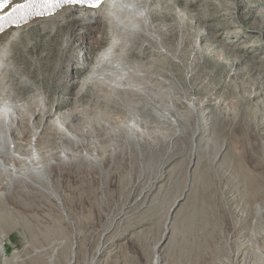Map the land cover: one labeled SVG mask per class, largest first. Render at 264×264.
<instances>
[{"label": "rangeland", "instance_id": "obj_1", "mask_svg": "<svg viewBox=\"0 0 264 264\" xmlns=\"http://www.w3.org/2000/svg\"><path fill=\"white\" fill-rule=\"evenodd\" d=\"M23 1L10 0L0 15ZM105 1L69 4L0 31V107L16 111L7 118L0 156V264L3 258L30 264L34 252L52 250L66 257L74 252L73 264H222L234 260L244 242L258 244L264 256V217L258 234H248L251 217L235 229L244 232L240 237L234 232L237 210L245 203L262 206L264 186H228L223 116L209 144L196 117L175 138L150 97L182 115L190 100L210 114L218 102L223 109L264 111L257 85L264 86V0H143L140 8L164 56L140 51L146 44L140 34L119 42L108 19L94 16ZM195 43L201 52L193 78L186 66ZM109 48L111 61L139 67V77L113 78L111 67L100 64ZM10 151L24 158L35 153L49 186L13 181L6 168L23 169L32 179L36 174ZM201 216L219 223L204 246L213 252L197 246ZM248 253L252 249L247 259Z\"/></svg>", "mask_w": 264, "mask_h": 264}, {"label": "bare ground", "instance_id": "obj_2", "mask_svg": "<svg viewBox=\"0 0 264 264\" xmlns=\"http://www.w3.org/2000/svg\"><path fill=\"white\" fill-rule=\"evenodd\" d=\"M142 3H143V0H106L103 4V8L100 9L99 11H96L94 16L103 15L108 19L107 21H108V24L110 25L109 30L112 33H117V36H118L117 40L119 42L121 41L125 42L129 38V35L131 34L133 35L140 34L143 36V38L146 41V44L143 47L139 48L140 51L144 49L145 47H147L148 49H150V51L154 55L164 56L166 52L160 49V46H158L160 45L159 40L157 39L156 41V38L153 37V33L155 32L154 28H153V31L151 30V28H148L147 15L145 11L140 8V5ZM119 30H122V32ZM112 49L113 48H109L107 51L101 53L100 55L101 57L100 64L108 66L107 68L111 67L112 69V72H111L112 75L111 74L109 75L113 76V78L116 77L117 79L118 78L120 79V78H123L126 75L125 73L127 72L129 74L133 73L136 77H139V74H138L139 67L134 66L133 68L127 65H122V63L120 64L121 60L119 59L121 55H119L120 57H117V60H119V63H117L115 60H114L115 62L110 60ZM200 52H201V49L195 43L192 49L190 62L186 66V68L190 70L191 77L193 78L197 75V72H195V67L197 66L196 60L198 56H200ZM139 55L140 53H138V57ZM190 72L188 71L189 76H190ZM99 75L100 74H98V76ZM236 76H239V75L236 74ZM240 77H241V74H240ZM256 78L258 81L262 79V77L259 75ZM118 81L115 82V87L117 86L124 87V85H120V84L116 85ZM196 84L197 83H195V85ZM257 85L259 86L257 87L260 88L259 90L262 91L264 94V86L260 83H258ZM196 86H193L192 88L193 91L198 90L200 88V86L198 87ZM123 87L122 88L120 87V89H125V87L124 88ZM150 97H151V101L154 102L153 104H157V107L161 109L162 114L159 116L160 120L163 121L164 124L166 122L167 124H171L172 126H174L175 128L174 137L175 138L182 137L186 132V130L184 129L185 128L184 126H186L187 123H190L189 119H191L192 117H196L198 123L195 122V125H199L200 123L201 137L204 136L205 138H207L206 143L209 144L213 141L215 137V134L213 136V127L215 126L216 120H218L216 118L219 115L220 116L222 115L227 125L226 135L228 138V141H227L228 142L227 143L228 158L226 157L227 161H226L225 169L227 168V173H228V186H264V172H263L264 169L262 170L261 168L262 166H264V141H263L264 140L263 138L264 137V111H261V109L263 108L262 106L254 107L253 105L252 109H250V107H246V110L243 109V107L238 108V109L236 108L234 109V107H230V108L227 107L223 109V106L220 105L218 102V105L213 104L215 105V109H213L212 113L210 114V113L200 111L199 110L200 108L199 109L195 108L193 101L190 100L189 102L187 101L188 102L187 105L190 111H188L187 114L182 115L179 112H177V108L175 105L163 104V102H160L159 100H157L153 94H151ZM241 106H242V103H241ZM235 110H238V111H235ZM15 114H16V111L14 110L4 111V108L0 107V156H3L5 154V152H3V147H4V144H6V142L8 141L7 140L8 137L4 133V131H6V128L9 131V125L7 124V118L9 116L15 118ZM156 115L158 116L159 114H156ZM132 122H133V125H139V122L138 120H136V118H134ZM208 123L209 124L211 123L212 132H209ZM237 126L241 127L240 129L241 137H236L235 132L237 130L239 131V129H237L239 127ZM197 132H198V129L197 130L195 129L193 132L194 134L192 133L193 134L192 138H194ZM127 137L130 139L132 136L130 134H127ZM261 137L263 138L262 141L260 142L261 139H259L258 143H256L257 139ZM260 146H261V155H258V147ZM13 152L14 151H10L9 153L13 160L25 166L30 167L32 170V173L36 174L35 176L36 178L32 179V176L30 174L24 173L23 169H22V172L19 173L20 170L17 171L14 168H6V169L11 170L13 181H18V182L21 181V183L25 186L35 185L37 186V188H39L40 186H47V185L49 186V180L43 174L44 167L40 164V161L39 163H37V160H39V158L37 157L35 153L31 151V153H29V155L26 158H24L22 156L13 155L14 154ZM1 153L3 154L1 155ZM251 161H254V164H251L253 163ZM221 167L222 165L220 166V168ZM257 171H261L262 173H260V175L258 176V174H256ZM50 194L53 196V193H50ZM259 204L260 203H257L255 205L245 203V206L242 207L243 210L241 208L237 210V212L238 211L241 212V215L238 219H236V222L233 223L234 232L236 231L235 229H237L238 226L241 225V222L244 220V218L251 217V220L252 219L253 220L251 221L252 223L248 224V226L251 225V231L248 232V234L250 235L252 233H255V234L257 233L258 226L256 225L259 222L260 223L263 222V219H264V218L261 219V217H264V203H262V206H260ZM174 207H175V204H173L171 209H173ZM216 226L219 227V223L217 224V221L215 220L213 221L208 217L201 216L198 219V221L195 224V238L197 241L198 248L210 250L209 252H213L215 250V249L211 250L209 247H204V246L207 245L206 242L213 240L214 232L212 233L211 231L213 230V227H216ZM219 232L220 231H218V234ZM236 232L239 237L242 235V233H244L242 231H236ZM222 233L223 232H221L220 234ZM0 234H3V229L1 228V226H0ZM165 235L166 233L163 234L162 239L165 238ZM160 244L161 242H158L154 246L153 249L155 251H159L161 248ZM257 245L255 246L253 245L252 247L251 244H248V242L239 244V250H238L239 253H237V256L235 257V259L231 261L230 259L226 258L225 260L222 261V264H264V256L262 255L260 248ZM247 249L248 250L252 249V253H248V255L250 256V258H248L249 260L246 258ZM101 251H102V247H99L95 253V258H97L100 255ZM34 253L28 256V258L31 260L29 262L30 264H73L74 263L73 262V259L75 257L74 252H70L69 256L67 257L62 251L58 253V251L56 250H52L49 252L47 251L36 252L35 254ZM239 257H241L240 260L238 259ZM61 259L62 260L66 259V261L61 262L60 261ZM15 261L17 260L15 259L12 263L10 261L8 262L7 258L2 259L3 264H8V263L15 264ZM19 264H21V262ZM91 264H95V262L93 263L92 261Z\"/></svg>", "mask_w": 264, "mask_h": 264}, {"label": "trees", "instance_id": "obj_3", "mask_svg": "<svg viewBox=\"0 0 264 264\" xmlns=\"http://www.w3.org/2000/svg\"><path fill=\"white\" fill-rule=\"evenodd\" d=\"M25 2L26 0H24L21 4H25ZM16 5L20 4H14L11 8H9L8 11L2 14L5 15V19L0 22L3 24V30L7 29L10 26L23 25L36 17L46 15L48 13H51L52 11L57 10L58 8L64 7L69 4L61 3L59 2V0H53V2L51 3H44L43 0H35V3L30 7L24 8L20 11H13Z\"/></svg>", "mask_w": 264, "mask_h": 264}, {"label": "snow or ice", "instance_id": "obj_4", "mask_svg": "<svg viewBox=\"0 0 264 264\" xmlns=\"http://www.w3.org/2000/svg\"><path fill=\"white\" fill-rule=\"evenodd\" d=\"M44 3H51L53 0H43ZM61 3L68 4H82V5H92L99 6L102 0H59ZM35 3V0H26L25 4L16 5L13 11H20L24 8L30 7ZM10 4V0H0V10H3ZM5 19V15H0V22ZM3 30V24L0 23V31Z\"/></svg>", "mask_w": 264, "mask_h": 264}]
</instances>
